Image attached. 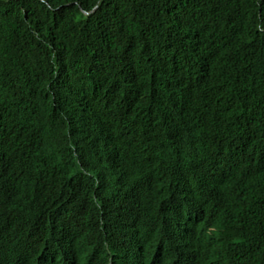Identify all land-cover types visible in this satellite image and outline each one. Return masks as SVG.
<instances>
[{
  "label": "trees",
  "instance_id": "1",
  "mask_svg": "<svg viewBox=\"0 0 264 264\" xmlns=\"http://www.w3.org/2000/svg\"><path fill=\"white\" fill-rule=\"evenodd\" d=\"M109 223L264 264V0H0V264H139Z\"/></svg>",
  "mask_w": 264,
  "mask_h": 264
},
{
  "label": "clouds",
  "instance_id": "2",
  "mask_svg": "<svg viewBox=\"0 0 264 264\" xmlns=\"http://www.w3.org/2000/svg\"><path fill=\"white\" fill-rule=\"evenodd\" d=\"M108 227H120L119 232L124 234V242L130 247V254L139 259V264H195L197 258L204 255L207 256L211 264H225L223 261L225 255L211 258L206 251L207 247L205 248L208 243L203 238L213 235L214 226L206 228L204 225L198 243L192 242L191 237L186 233L175 232L170 238H160L156 247L151 248L146 244L143 245V248L138 246L144 239H148V241L152 239L151 233L138 234L137 231H128L123 228L121 223H109ZM184 228L190 232L187 225H184ZM135 244L136 246L133 247Z\"/></svg>",
  "mask_w": 264,
  "mask_h": 264
}]
</instances>
